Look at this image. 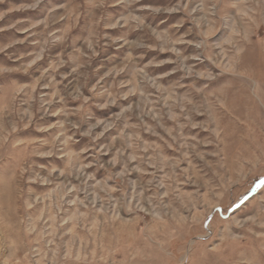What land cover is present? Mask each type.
<instances>
[{
  "label": "rangeland",
  "instance_id": "rangeland-1",
  "mask_svg": "<svg viewBox=\"0 0 264 264\" xmlns=\"http://www.w3.org/2000/svg\"><path fill=\"white\" fill-rule=\"evenodd\" d=\"M0 264H264V0H0Z\"/></svg>",
  "mask_w": 264,
  "mask_h": 264
},
{
  "label": "bare ground",
  "instance_id": "bare-ground-1",
  "mask_svg": "<svg viewBox=\"0 0 264 264\" xmlns=\"http://www.w3.org/2000/svg\"><path fill=\"white\" fill-rule=\"evenodd\" d=\"M240 90V89H239ZM245 91V90H244ZM246 92V91H245ZM244 92V93H245ZM237 94V93H236ZM240 99H241V97H240ZM249 108V107H248ZM248 108H247V113H248ZM244 110V109H243ZM20 195H21V193H20ZM20 198H22V197H20ZM60 212V211H59ZM14 226V225H13ZM2 235V234H1ZM27 237V236H26ZM30 237V235L28 236V238Z\"/></svg>",
  "mask_w": 264,
  "mask_h": 264
}]
</instances>
